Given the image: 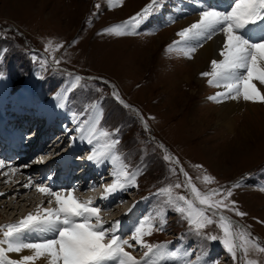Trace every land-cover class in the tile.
<instances>
[{"label":"rangeland","instance_id":"374dc122","mask_svg":"<svg viewBox=\"0 0 264 264\" xmlns=\"http://www.w3.org/2000/svg\"><path fill=\"white\" fill-rule=\"evenodd\" d=\"M180 1L167 0L165 5L170 8ZM148 3L149 0H123L122 5L109 7L107 0H0V74L12 77L19 92L24 89V83L29 78L32 79L31 72L36 74L35 77L41 75L38 89L46 100L53 98L55 102L57 96L66 102L69 100L67 116L70 123H64L62 128H49L43 133L45 137L55 131L58 135L62 131L67 135L68 128L74 127L72 114L81 113L87 105L97 101L104 111L102 123L116 126L117 123L124 122V129H121L124 133L121 147L126 152L125 160L137 163L144 157L146 164L144 173L139 177V194H135L136 197L152 189L156 193L161 184H174L184 180L178 166L175 175L169 172L173 165L163 159L165 153L159 147L160 144L166 147L168 153L178 158L184 171L192 177L199 189L212 184L214 188H229L243 178L241 186L233 189L231 199L246 215L241 217L234 212L226 214L239 224L249 226L252 235L258 237L264 245V190H261L264 189V102L242 101V112L235 114L234 120L237 126L248 123L255 140H243L239 133L240 139L236 138V143H241L239 149L242 151L234 155L229 150L235 145L231 142V136L225 134L222 137L219 132L213 131V121L203 128L199 122L202 119L207 123L211 113L210 116L216 117L214 113L219 111V103L209 100L208 97L217 92V88L209 86L208 83H197L199 79L206 78L200 74H196L197 78L194 76L193 83L187 85L177 73L181 69L179 60L183 55L175 50L166 51L168 45L179 39L176 34L181 28L177 23L192 16L176 18L173 25L162 24V21L155 19L156 16L164 18L161 11L147 19L136 35L116 36L102 33V29L127 20ZM97 5L100 6L99 9ZM48 41H52L53 45L63 44L55 52V59L60 61L58 65L53 62V54L45 51ZM44 60H47V64L42 63ZM75 75L99 79H84L81 86H75ZM174 76H177L175 82ZM35 81L36 79L31 82L34 87ZM66 81L73 86L71 89L62 90ZM103 82L117 84V90L123 92V97L127 98L123 100L133 106V109L139 110L149 126L148 130H145L134 110L124 107L114 99ZM32 84L29 80L30 88ZM260 86L264 93V85ZM7 99L10 100L9 97ZM216 105L217 108L214 109L213 106ZM235 149L234 147V151ZM197 165L202 167H196ZM205 173L215 177V182L205 185L197 179ZM5 187L0 185V193L2 189L5 191ZM28 192L24 195L13 193L15 196L8 195L6 198L0 195V205L5 199L10 201L11 198L16 200L17 197H29ZM175 192L188 195L183 187L175 189ZM28 197L26 199L30 203H14L19 208L18 211L13 209L17 213L13 210L4 213V206H0V223L5 224L9 219L16 222L29 213L30 208L39 200L36 196ZM31 202L34 205L26 206ZM161 204L162 197L157 201V207ZM169 214L167 228L146 237L147 241L164 238L171 231L183 233V238L188 241L184 235L186 232L195 239L194 249L199 256L208 257L215 250H226L221 242L209 241L189 232L186 221L175 211ZM5 215L10 218L2 217ZM169 222L171 228H168ZM204 232L206 235H221L215 224L209 225ZM180 238L183 239L181 235ZM249 257L264 264V254L253 251L249 253Z\"/></svg>","mask_w":264,"mask_h":264},{"label":"snow or ice","instance_id":"6c2138e0","mask_svg":"<svg viewBox=\"0 0 264 264\" xmlns=\"http://www.w3.org/2000/svg\"><path fill=\"white\" fill-rule=\"evenodd\" d=\"M107 2L109 7H114L122 5L123 0ZM189 2L198 9L199 18L178 31L176 35L179 39L168 45L166 51L175 50L191 59L206 41L222 35L219 58L211 60L209 71L200 73L202 77L208 78L209 86L221 89L208 99L217 103L226 99L264 102V93L254 83L257 81L264 85V0H230L224 8L210 3L209 0ZM166 3L167 0H149L139 12L125 21L109 25L102 29V33L116 36L136 35L139 27L152 15L159 14ZM96 7L99 9L100 6ZM176 11L182 12L184 9L177 8ZM174 19L169 15V22H174ZM62 47V43L53 45L52 41L45 45V51L53 54V62L57 65L60 61L55 59V52ZM42 63L47 64V60ZM84 79L75 75L74 85L81 86ZM113 89L112 95L115 99L124 107L134 110L145 130H148L149 126L139 110L128 105L115 86ZM102 120L103 109L99 107L98 101L93 102L81 113L72 114L74 127L68 131L77 134L73 140L80 139L91 146V152L87 156L89 162L97 166L105 163L111 166L112 182L104 185L100 196V199L106 200L116 192L138 187L137 177L141 170L133 169L119 152L120 129L109 130L102 126ZM159 147L165 153L163 159L173 165L169 172L175 175L178 166L184 180L157 189L155 195L163 197V204L138 219L130 230L129 239L119 235L120 220L112 221L110 227H105L109 222L101 216V208L95 204L93 197L81 199L74 195V189L54 191L43 182H34L29 178L23 187H35L36 191L48 197V206L45 207L42 200L33 211L18 221L0 224V264H214L203 256H197L193 261L192 251L189 249L171 250L170 241L153 244L145 239L154 232L165 230L167 208L174 210L187 222L189 232L209 241L221 242L235 264H259L258 260L249 257V253L254 251L264 254V245L258 237L252 235L249 226L239 224L226 214L234 212L241 217L246 215L231 199L233 189L241 186L243 178L229 188L219 186L201 191L192 177L184 171L178 158L168 153L163 144ZM43 159L41 157L40 162ZM3 169L12 173L17 171L12 165L0 160V170ZM0 174L8 176L7 172ZM197 179L205 185L215 182V177L207 173ZM181 187L189 195L175 192V189ZM213 224L219 228L221 235L205 234L204 229ZM137 246L146 249L140 258L126 250V247ZM25 251L28 254H23ZM9 253L21 255L19 259H10Z\"/></svg>","mask_w":264,"mask_h":264},{"label":"bare ground","instance_id":"6f19581e","mask_svg":"<svg viewBox=\"0 0 264 264\" xmlns=\"http://www.w3.org/2000/svg\"><path fill=\"white\" fill-rule=\"evenodd\" d=\"M230 2V0H215V4H219V6L221 7V5H225L226 3ZM190 6L194 7L193 4H189ZM199 14V13H197ZM195 14V16H192L190 18H187L186 20L180 22V23H177V25L179 26V28H184V27H187L188 25H190L192 22H194L195 20H197L199 18V15ZM159 35V34H158ZM177 39V38H176ZM222 41H223V36L222 35H217L215 37H213L212 40H209V41H206L204 43V45L202 47H199L197 49V51L194 53V55L192 56L191 59L185 57V56H182V58L179 60V64H180V67L181 69L179 70L178 75L182 78V80L184 82H187V85H190L193 83V80L196 77V74L197 76H199V74L203 71H209L210 70V62L212 59H217L219 58L218 57V50H219V47L221 46L222 44ZM179 54V53H178ZM183 59V60H182ZM37 72V71H36ZM35 73L32 74V79H30V84H32V80L33 78H35ZM195 76V78H194ZM175 78L177 80V76H174V82H175ZM207 77L205 79L202 78V80H198L196 81L197 83L200 82L201 84H205L207 83ZM32 82V83H31ZM254 83L257 84V87L259 88V90L261 91L262 93V87L258 84L259 82L257 81H254ZM27 85H29V81L27 83ZM33 85V84H32ZM64 87L62 88V90H68V89H71V87L73 86L71 84V82H67L63 85ZM221 89H218L217 88V91H220ZM23 90H21L19 93H17L16 95H13L11 97H9L10 100H8L6 98V100L8 102H11V101H15V100H19V97H21V95L25 92H23ZM23 92V93H22ZM63 93V92H62ZM202 93V92H201ZM180 94V93H179ZM194 96V95H192ZM163 97V96H162ZM192 100V99H191ZM242 99H239V100H235V99H226L224 100L223 102H220L219 103V111L218 112H215L214 114H216L215 118L213 117L214 115L212 116H208L209 118H206L209 120H207V123L206 121H199L200 122V125L203 127H206L208 125H210V121L214 122V126L215 128H211L213 131L215 132H219V135L220 136H224L226 134V136H231L232 140L231 142L234 143L235 145H232L229 150L231 149L234 153V155H236L237 153H239V151H242V149H239L241 147V143L240 142H237L236 141L240 138H243V140H246L248 141V139H254V137L252 136L253 133H251L250 129H249V125L248 123L245 124L244 123V126L243 124H239L238 126L236 125V121L234 120V116L235 114L238 115L240 114L239 112H242ZM179 103V102H178ZM211 104V103H209ZM214 105V104H213ZM203 106V105H202ZM201 106V107H202ZM179 107V106H178ZM199 107V106H198ZM247 107V106H246ZM208 108V107H207ZM213 108H217V105L216 106H213ZM181 109V108H180ZM194 109V108H193ZM196 109V108H195ZM202 109V108H201ZM182 110V109H181ZM194 111V110H193ZM248 112V111H246ZM238 113V114H237ZM205 115V114H204ZM245 115V114H244ZM201 117V116H200ZM244 119V118H243ZM200 120V119H199ZM247 121V120H246ZM40 122V121H38ZM41 124L44 125V121H41ZM41 128V127H39ZM209 128V127H208ZM254 129V128H253ZM201 130V129H200ZM200 130L198 132H200ZM205 130V129H204ZM195 131V130H194ZM253 131V130H252ZM209 132V131H208ZM240 133V138H239V134ZM255 133V132H254ZM17 136L19 135V132H16L15 133ZM255 135V134H254ZM237 138V140H236ZM25 140V138H24ZM230 142V143H231ZM226 143V142H225ZM245 143V142H244ZM236 144H239V146L236 147ZM246 144V143H245ZM15 145L17 146V153H21V142L16 144ZM229 146V145H228ZM234 147L236 148L235 151H234ZM244 149V148H243ZM41 154L39 155V161H40V158L43 157L44 159L43 160H46L45 157L47 156H44V151L42 150L40 152ZM46 155V154H45ZM0 159L5 161L6 164H10L12 166H15L17 171L16 172H19V173H15L13 174L12 172H10L8 169H6V171H2L0 170V172H7L8 173V176L6 177L5 175H0V185L2 186H6L5 187V191H3V189L1 190V193H4V197L6 198L8 195H18V194H23L28 192L29 190L26 189L25 187H23L25 181H27L26 176L25 174H22L23 172L20 171V169L22 168H18L20 166V163L17 162L14 164L13 161H11V159H8V158H5L3 156L0 155ZM11 161V162H10ZM38 161V162H39ZM5 170V169H3ZM8 177H10V179H8ZM7 180V183L5 182ZM25 180V181H24ZM14 181V182H12ZM4 182V183H3ZM19 182V183H17ZM14 193V194H13ZM30 195L28 197L25 196L23 198L20 199V197H17L15 198L16 200H14V198H11L10 201H5L6 199L3 198L4 200V203L1 204L0 206H4V213H8L10 212V210H13V209H16L17 211L19 210V208L17 207V205H15L14 203L15 202H22V201H28L30 203V201L28 199H26L27 197L30 198H34L33 196H36L38 197V200L43 198L41 197V193H39L38 191H36L35 189H33V191H29L28 192ZM33 194V196L31 195ZM14 195V196H15ZM12 197V196H11ZM10 202V203H9ZM9 203V204H8ZM37 203V202H35ZM7 204V205H6ZM32 205H34L32 202L31 204H26V206H29L31 207ZM36 206V204L34 205V207ZM27 207V208H29ZM31 209V208H30ZM16 210H13L14 213L17 211ZM22 211H25V210H22ZM2 215V213L0 212V216ZM18 215V214H16ZM2 217H6V219H9L10 217L7 215L5 216H2ZM12 217V216H11ZM14 219V218H13ZM12 220V219H11ZM10 219L7 221V223L9 221H11ZM19 220V219H18ZM17 221V220H16ZM1 224V223H0ZM4 224V223H2ZM23 254H28L27 251H25ZM12 259H19L20 258V255L21 254H17V253H9L8 254Z\"/></svg>","mask_w":264,"mask_h":264}]
</instances>
